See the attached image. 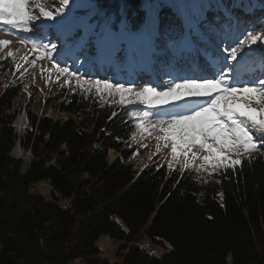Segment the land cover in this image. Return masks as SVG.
Here are the masks:
<instances>
[{
  "label": "trees",
  "instance_id": "1",
  "mask_svg": "<svg viewBox=\"0 0 264 264\" xmlns=\"http://www.w3.org/2000/svg\"><path fill=\"white\" fill-rule=\"evenodd\" d=\"M141 1L95 0L132 20ZM13 71L9 59L0 78ZM72 89L57 107L65 118L27 112L30 131L19 140L20 89L0 90V264H111L96 247L101 236L121 243L112 264H264L263 155L244 156L226 176L156 164L136 171L127 154L110 159L137 131L126 108ZM17 142L27 166L10 156ZM39 184L45 195L33 192ZM141 235L169 251L145 254Z\"/></svg>",
  "mask_w": 264,
  "mask_h": 264
},
{
  "label": "snow or ice",
  "instance_id": "2",
  "mask_svg": "<svg viewBox=\"0 0 264 264\" xmlns=\"http://www.w3.org/2000/svg\"><path fill=\"white\" fill-rule=\"evenodd\" d=\"M48 3L0 0V30L11 35L12 30L18 34L55 29L62 41L59 50L56 43L20 38L21 44L30 42L34 54L24 61L32 68L37 61L51 63L42 74H55L60 86L74 82L73 94L79 89L98 101L118 98L140 133L163 140L174 161L184 158L182 173L226 176L229 169L236 171L244 156L264 146V16L259 26H246L232 11L247 13L252 6L242 0H232L231 8L224 0H143V20L134 29L127 11L117 12L120 21L114 24L112 13L95 0H58L54 10ZM78 9L84 14L78 15ZM209 13L214 14L211 19ZM10 44L0 40V51ZM68 53L74 54L69 57L71 69L66 66ZM8 57L15 59L12 52ZM81 57L83 64H76ZM256 59L259 77L252 68ZM157 64L170 78L141 85L139 73L151 72ZM105 65L114 74L97 78L98 68ZM15 67L20 70V65ZM126 69L130 79L118 78Z\"/></svg>",
  "mask_w": 264,
  "mask_h": 264
},
{
  "label": "rangeland",
  "instance_id": "3",
  "mask_svg": "<svg viewBox=\"0 0 264 264\" xmlns=\"http://www.w3.org/2000/svg\"><path fill=\"white\" fill-rule=\"evenodd\" d=\"M56 0H49V10H54L56 5H53V2ZM105 1V0H100ZM109 1V0H108ZM80 3H85L87 0H79ZM32 7V5H30ZM82 15L84 14V9ZM235 15L237 13H234ZM13 34H8L7 31L0 30V40H9L11 44L9 47L5 48L3 51H0V65L6 64L8 62V52H12L15 56V59L12 60L14 64V71L9 73V75L1 76L0 78V90L3 91L8 87H17L20 89L18 96L13 100V108L18 110L19 113H16V117L13 121L12 127L16 133L18 140L23 137L26 132H29L30 126L28 123L27 112L31 114H37L41 117L42 114L46 113V116L53 119H63L65 115L58 111L57 107L65 99V93L69 92L71 88L75 87V83L64 84L60 86V83L56 81V76L53 74L51 77L48 75V72L45 71L42 74L41 69H50L51 63L48 61H37V66L35 68L30 67L25 61L24 57L27 55L29 59H32L34 54L30 52L31 44L30 42L27 45L20 43V38L25 36H31L32 39H35L38 43L50 44L51 41L48 37V33L44 35L39 32V29L34 28V33H23L19 32L17 34L16 30H12ZM59 34V33H58ZM69 53L66 54V57H70ZM16 65H20V70H16ZM66 66H73V62H68ZM28 70L25 72L24 69ZM23 73V75H21ZM108 75V74H107ZM168 77V76H166ZM165 77V78H166ZM103 78V77H102ZM165 78L163 80H165ZM63 78H61L62 80ZM79 90V89H78ZM108 99V98H105ZM114 102L117 105L118 98H112L109 100ZM128 108L138 109L143 106L141 105H130ZM119 108H125L124 106L119 105ZM155 119V118H153ZM20 121V122H19ZM17 122V123H16ZM23 128L21 132H18L17 124H22ZM162 135V134H160ZM135 137V139H133ZM19 142L16 143L12 153H15L16 156H10L16 160H20L25 166L31 161V155L24 151L18 146ZM159 149V150H158ZM122 153H110V159L113 160L117 157L123 156V154L128 155V160L126 162L132 164L136 171H141L151 164H156L158 166H165L168 169H174L176 167L180 168V161H183V157H179L178 160L174 161L172 159L170 148L164 147L163 140H157L156 135H148L147 133H140L139 130L135 132L133 136L129 138L127 142L124 143ZM261 154L264 156V146L261 147L260 151L253 152L251 155ZM171 165V167H170ZM211 171V170H210ZM204 177H208L207 174L199 172ZM47 186L45 184H39L35 187L33 192L37 194L45 195L47 192ZM121 243L112 241L107 236H101L96 242V247L100 251V257L106 259L109 263H114L118 261L119 257V247ZM135 245L145 254L152 257H161L165 252L169 251L167 245L160 246L153 244L148 238H144L142 235L139 236L138 240L135 242ZM70 264H85L82 260H75Z\"/></svg>",
  "mask_w": 264,
  "mask_h": 264
},
{
  "label": "bare ground",
  "instance_id": "4",
  "mask_svg": "<svg viewBox=\"0 0 264 264\" xmlns=\"http://www.w3.org/2000/svg\"><path fill=\"white\" fill-rule=\"evenodd\" d=\"M248 5H250V6H252V8H254V9H257L258 8V5H259V2H260V0H244ZM224 2H225V4H226V6H227V3H230L231 5H232V0H224ZM243 3V2H242ZM244 4V3H243ZM53 5H58V0H56V1H54L53 2ZM52 10V9H51ZM253 10V9H252ZM78 11V10H77ZM80 11H83V10H79V12H77V14L78 15H82L81 13H80ZM140 11L142 12V8L140 9ZM254 12V11H253ZM237 14H236V16H240V15H242V14H244L243 12H236ZM262 16H264V11H262V12H259V13H257L254 17H249V18H247V19H244V17H245V15H243L242 16V21L243 22H245V21H254V22H257L256 24H258V23H260V17H262ZM119 19H120V15H119ZM51 29H47L46 31H45V33L46 32H49ZM58 37H59V39L61 40V38H60V36H59V34H58ZM56 40V39H55ZM59 43L61 44L62 43V41H59ZM256 60H258V59H256ZM255 61V60H254ZM258 62H259V60H258ZM107 74H108V72H107ZM170 77L168 76V77H166L165 78V80H168ZM20 122V121H19ZM17 123V122H16ZM23 126V123L22 124H17V128H18V132H21L22 131V127ZM12 156H16V154L15 153H12L11 154Z\"/></svg>",
  "mask_w": 264,
  "mask_h": 264
},
{
  "label": "clouds",
  "instance_id": "5",
  "mask_svg": "<svg viewBox=\"0 0 264 264\" xmlns=\"http://www.w3.org/2000/svg\"><path fill=\"white\" fill-rule=\"evenodd\" d=\"M49 4V3H48ZM49 6V5H48ZM137 130V129H136ZM18 146H19V144H18ZM20 147V146H19Z\"/></svg>",
  "mask_w": 264,
  "mask_h": 264
}]
</instances>
